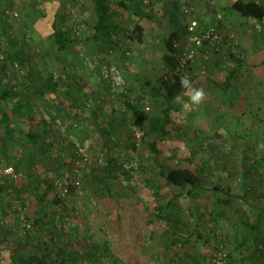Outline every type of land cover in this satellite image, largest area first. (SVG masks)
Masks as SVG:
<instances>
[{"label":"rangeland","instance_id":"rangeland-1","mask_svg":"<svg viewBox=\"0 0 264 264\" xmlns=\"http://www.w3.org/2000/svg\"><path fill=\"white\" fill-rule=\"evenodd\" d=\"M234 1L217 0L216 11L210 0H143V18L121 11L119 21L129 27L140 22L144 41L116 36V48L99 51L92 40L96 13L91 0H0V93H29L48 82L58 85L55 97L36 94L24 97L22 105L15 99L0 103V120L6 114L7 125L31 129L40 137L33 144L14 133L4 141L0 122V183L42 180L29 194L11 199L0 191V264H13L15 256L27 257L47 244L53 264H63V252L66 264H212L220 248L231 264H263V254L253 255L252 244H238L250 236L245 211L253 222L264 208V81H233L223 93L210 80H225L236 65L227 60L231 53L246 61L240 32L264 46V23L242 17L232 7ZM255 1L264 5V0ZM192 21L200 26L217 23L222 40L201 48L185 67L189 79L194 70L209 79L193 81L206 94L203 103L185 110L174 101L172 117L180 132L161 138L149 133L146 123L133 124L131 107L142 98L147 114L161 113L165 103L153 87L165 73L164 39L178 31V45L184 49L196 38L187 32ZM54 24L72 31L75 41L66 51L58 50ZM106 64L121 69L119 87L111 88L103 78ZM182 99L187 103L189 98ZM29 107L33 113L26 123L21 115ZM99 122L109 128L116 145L119 169L112 173L110 189L95 178L107 175L109 156L98 134ZM154 141L158 153L151 149ZM41 144L51 151L42 154ZM3 147L13 154L12 163ZM157 158L169 168L198 169L206 188L199 197L184 191L176 207L164 211L172 215L171 222L158 218L159 207L179 188L162 184ZM124 163L132 167L124 168ZM9 166L22 176H5ZM61 185L68 188L65 196ZM216 186L246 194L247 200L225 206L218 199L227 194L215 192ZM220 210L225 214L218 215ZM259 232L263 246L264 220ZM175 233L190 243L169 249ZM75 254L81 258L73 262Z\"/></svg>","mask_w":264,"mask_h":264},{"label":"trees","instance_id":"trees-1","mask_svg":"<svg viewBox=\"0 0 264 264\" xmlns=\"http://www.w3.org/2000/svg\"><path fill=\"white\" fill-rule=\"evenodd\" d=\"M75 2L78 0H74ZM94 4V10L96 13V23L94 24L92 30V40L97 42V49L99 51H107L111 48H116L118 45L114 40V37H122L129 40H136L139 42L144 41L145 37V29L140 22L135 23L132 27L124 26L119 21V15L121 11L130 12L136 18H143L146 13L143 11V0L135 1V0H91ZM232 7L238 11L242 17L246 19H254L258 22L264 21V5L255 1V0H235ZM54 37L55 43L60 52L66 51L69 47L70 43L75 41L72 31L59 28L58 25L54 24ZM181 38V33L178 31L170 34L169 37L164 39L165 49L162 52L161 59L162 64L165 69L164 75L160 78V83L157 87H153V93L157 97H161L163 102L165 103L164 108L161 110L159 115H149L145 112L144 103L142 98H138L136 103L131 107V120L135 125H141L146 123L148 125L149 133L161 137L167 138L172 136L173 134H179L180 130L174 124V120L172 117V110L174 108V101L177 95L181 97L185 96L184 91L182 89L180 79L185 76V68L181 66V58L183 55L182 48L178 45L179 39ZM220 44V43H219ZM217 44V45H219ZM12 58V56H11ZM221 60V59H219ZM227 60L236 64L227 75L223 82H219L216 79H212V82L215 84L216 88L221 90L223 93H228L229 89L232 86L233 80L238 74L242 67V60L237 57L234 53L228 56ZM218 62V61H217ZM219 63V62H218ZM194 76H191L190 81L193 83ZM51 81V80H46ZM53 81V80H52ZM60 81H58L59 83ZM150 80L148 79V81ZM58 95V85L55 83L54 85L48 82L46 85L41 88H33V91L26 93H12L9 91H4L0 93V103L2 101H9L10 99H15L19 105H22L24 97L28 96L30 98L35 95ZM58 108L56 104V109ZM33 111L29 107L27 113L21 115V119L26 121L32 115ZM5 114V113H4ZM7 115L5 114L6 118ZM4 118H1V138L5 139L9 136H12L14 133L19 134L20 136L27 137L33 144H36L40 137L33 133L30 130H22L15 129L11 125H7L4 121ZM52 118V117H51ZM53 119V118H52ZM97 130L99 137L103 140L104 146L106 147L109 156L107 157V175L100 176L95 175V178L99 180L102 184H105L108 189H110L109 180L113 177L112 173L114 170H118L117 160L115 154H113L116 145L111 136V132L109 128L102 122L97 124ZM12 149V148H10ZM135 149V147H133ZM151 149L153 152L158 153V147L156 142L151 143ZM10 150L8 147H3L2 153L5 157H8V162L12 163L13 158H11L13 154L9 155L8 152ZM51 150L44 147L43 144L40 146V152L42 154L49 153ZM11 152V151H10ZM9 152V153H10ZM157 166L160 170V175L162 177V184L166 186H175L179 188V191L169 199V202L165 205H160L158 218L165 222L172 221V215L168 212L164 213L167 208H175L176 200L183 195L184 191H187L188 194L193 197H199L206 188L203 186L200 174L198 169H194L190 166H180L169 168L165 166L159 158L156 159ZM7 162V164H8ZM42 181V180H41ZM32 182L24 185H17L14 181L9 180L6 183H0V191L5 193L6 196L11 199L15 194L16 196L22 194H29V189L35 183L40 185L42 182ZM35 184V185H36ZM215 192H225L227 194V198L218 199V202L225 205L230 206L238 199L247 200L246 194H232L229 191L228 187L224 186H216L214 188ZM11 201V200H9ZM225 210L218 211V215H224ZM245 225L249 228L250 236L248 239L244 238L243 241H239L238 247H243L250 243L253 245V255L257 253L263 254L261 258V263L264 264V245L262 246L259 226L264 220V208L260 211L258 216L253 222H250L247 211H245ZM48 218V217H46ZM190 243L189 238H182L181 235L174 234L172 241L169 245V249L173 250L176 246L186 247ZM48 245V244H47ZM46 245V249L43 251H38L36 253H32L27 257L18 255L14 257L13 264H53L52 255L49 251L48 246ZM41 249H43L41 247ZM88 256L92 257L93 254L90 253ZM89 257V258H90ZM94 257V256H93ZM73 262L78 261L81 256L79 254H75L70 257ZM95 258V257H94ZM97 259V258H96ZM68 261L67 257H65V252H63L62 263L66 264Z\"/></svg>","mask_w":264,"mask_h":264},{"label":"built area","instance_id":"built-area-1","mask_svg":"<svg viewBox=\"0 0 264 264\" xmlns=\"http://www.w3.org/2000/svg\"><path fill=\"white\" fill-rule=\"evenodd\" d=\"M217 0H210V5L213 10L217 11ZM185 13L190 15V10L185 9ZM216 16L218 19L222 18V14L220 12L216 13ZM187 32L188 35H194L196 34V38H190L187 42L186 45L183 49L182 48V58H181V66L183 68L187 67L190 60L193 58L197 57L200 49L205 47L206 45L208 46H215L219 44L222 40V36L220 31L218 30V24H211L208 26H200L196 21H192L188 26H187ZM0 60H4L3 56H0ZM92 63H89L91 66ZM120 68H118L116 65L113 64H106L102 67L101 74L103 75V78L109 83L111 88L119 87L122 81V78L120 77L121 71H119ZM121 70V69H120ZM147 109H149L147 107ZM135 135L136 137L140 138L142 136V133H140L139 130L135 129ZM78 148V154L80 156H84V150L80 147L79 144H77ZM124 168H130L132 165H128V163L123 164ZM134 168H137L134 166ZM3 174L9 177H21L22 173L18 172L15 170L13 166L6 167L3 171ZM61 188L63 189L62 195L65 196L68 192V188L61 185ZM31 228V225H27V229ZM212 264H231L230 259L223 251L222 248L218 249V251L214 254L212 258Z\"/></svg>","mask_w":264,"mask_h":264},{"label":"crops","instance_id":"crops-1","mask_svg":"<svg viewBox=\"0 0 264 264\" xmlns=\"http://www.w3.org/2000/svg\"><path fill=\"white\" fill-rule=\"evenodd\" d=\"M243 29L246 31V27H243ZM245 33L247 34V32ZM240 34L242 37L240 38V43L243 48V57L246 63L243 61L245 66L242 65L240 71H238V74L241 72L242 75L237 74L233 81H264V46L262 47L257 42L250 39L248 34L244 36L243 31L240 32ZM243 69L245 70L243 71ZM193 76L195 77L193 81H206L208 79L206 77V80L202 79L203 77L199 71L197 72L195 70ZM212 79L213 78H210L211 81ZM186 96L187 95L183 97Z\"/></svg>","mask_w":264,"mask_h":264},{"label":"clouds","instance_id":"clouds-1","mask_svg":"<svg viewBox=\"0 0 264 264\" xmlns=\"http://www.w3.org/2000/svg\"><path fill=\"white\" fill-rule=\"evenodd\" d=\"M180 83L184 94L188 96V102L185 103L180 95L175 97L177 103L182 104L185 110H189L191 107H199L204 99H205V92L202 88H196L193 86L190 79L185 76L180 79Z\"/></svg>","mask_w":264,"mask_h":264}]
</instances>
